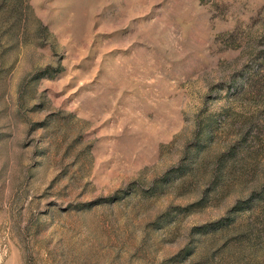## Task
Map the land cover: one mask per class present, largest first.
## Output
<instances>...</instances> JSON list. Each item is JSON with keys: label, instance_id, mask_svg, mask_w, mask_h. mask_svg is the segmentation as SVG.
Here are the masks:
<instances>
[{"label": "rangeland", "instance_id": "rangeland-1", "mask_svg": "<svg viewBox=\"0 0 264 264\" xmlns=\"http://www.w3.org/2000/svg\"><path fill=\"white\" fill-rule=\"evenodd\" d=\"M262 75L264 0H0V264H264Z\"/></svg>", "mask_w": 264, "mask_h": 264}, {"label": "trees", "instance_id": "trees-1", "mask_svg": "<svg viewBox=\"0 0 264 264\" xmlns=\"http://www.w3.org/2000/svg\"><path fill=\"white\" fill-rule=\"evenodd\" d=\"M257 73V72H256ZM256 73L254 74V75H256ZM263 76V75H262ZM263 81V83H264V76H263V78L261 77V80H260V83ZM264 187V186H263ZM254 198H257L258 199V201L260 202H262V201H264V189L262 190V193H257V194H255V196H254ZM254 198H253V196H252V200H254ZM240 203V202H239ZM239 203H237L238 204V206L236 207V209H239V210H242V208L241 207H239L240 206V204ZM236 204V205H237ZM230 223H227V221H218V222H216V229L218 230H229V229H227V228H229L230 227V225H229ZM240 238H242V239H244V238H248L246 235H240L239 236Z\"/></svg>", "mask_w": 264, "mask_h": 264}]
</instances>
